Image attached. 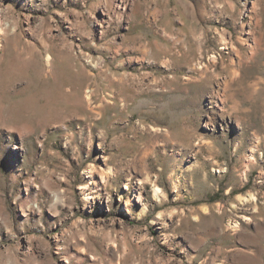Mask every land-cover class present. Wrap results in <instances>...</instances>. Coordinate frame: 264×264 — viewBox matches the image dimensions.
<instances>
[{
    "label": "rangeland",
    "instance_id": "rangeland-1",
    "mask_svg": "<svg viewBox=\"0 0 264 264\" xmlns=\"http://www.w3.org/2000/svg\"><path fill=\"white\" fill-rule=\"evenodd\" d=\"M0 264H264V0H0Z\"/></svg>",
    "mask_w": 264,
    "mask_h": 264
}]
</instances>
